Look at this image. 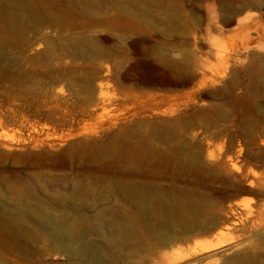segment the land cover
Segmentation results:
<instances>
[{
  "label": "rangeland",
  "instance_id": "rangeland-1",
  "mask_svg": "<svg viewBox=\"0 0 264 264\" xmlns=\"http://www.w3.org/2000/svg\"><path fill=\"white\" fill-rule=\"evenodd\" d=\"M92 1L99 7L84 12L68 0L38 27L21 18L18 31L3 36L0 264H79L63 248L59 224L116 264H264V0H151L156 13L147 19L111 16L112 8ZM161 16L178 17L174 34L147 28L149 17ZM191 17L197 24L187 23ZM242 18L257 21L250 36L259 35L244 50L235 25ZM148 71L162 86L144 81ZM156 89L172 95L160 110L181 116L158 123L198 154L196 162L158 142L167 155L147 158L133 136L155 118L133 117L132 109L142 91ZM116 154L131 174L115 175ZM141 180L149 203L173 214L151 217L153 238L116 183L134 188ZM217 237L224 243L199 250Z\"/></svg>",
  "mask_w": 264,
  "mask_h": 264
},
{
  "label": "bare ground",
  "instance_id": "bare-ground-1",
  "mask_svg": "<svg viewBox=\"0 0 264 264\" xmlns=\"http://www.w3.org/2000/svg\"><path fill=\"white\" fill-rule=\"evenodd\" d=\"M58 1H59V3L56 5V4H53V3H55V0H53V1H51V0H49V1H47V0H5V1L0 0V50H2L6 44V42L3 40V36L6 33V31H8V30L18 31L19 19L22 18L23 21H31L32 24L36 27L41 26L43 24L52 23L53 20L55 19V17L59 16L58 12H56L55 9L57 11H59L61 7L66 5L68 0H58ZM75 1L79 2L81 4V10L84 12L89 8H98L99 7V6H97L99 4H94V2L92 0H75ZM99 2L101 5H107L108 8H112L114 10V12L111 13V16H145L142 19H147L148 18L147 16H154V14L156 13L154 7H152V5H151V0H134L132 2H128L126 0H100ZM143 5L144 6L146 5V6L144 7ZM53 6L55 8L52 9ZM17 9H18V11L21 10L24 13V16H18L17 15ZM149 18L151 19V21H149L150 23L154 21L153 24L146 22V24H148V27H147V25H146V27L148 29L151 28L150 32H152L154 30L156 32V30L158 29L156 24H159L163 28V32L160 33L161 27L158 25L160 27V31L158 32V30H159L158 29L157 32L160 34L167 35V36L170 34L171 35L174 34L175 31H177L178 28L180 27V26L178 27V20L179 19L177 20L178 17H176V16H161L158 18L156 17L155 19L153 18L154 19L153 21H152V17H149ZM196 18H194V17L188 18L187 19L188 22L187 21L186 22L190 23V24H195L196 21H198ZM211 18H213V16L212 17L208 16V19H211ZM253 20L252 19H246V18L235 19V25L237 26L239 32H241V34H243V36L241 35L242 36L241 38H243L244 40L242 39L241 47H240L242 50H244V48L248 49L249 47H254L257 44V41L259 39V35L255 36V37L250 36V34H251L250 30H253V29L256 30L257 26H258L257 25L258 22L253 21ZM231 22H234V21H231ZM144 23H145V21H144ZM154 25L156 26V29L153 28ZM209 27H210V22L208 20L207 29H209ZM254 30H253V32H254ZM144 31H145V29H144ZM260 47H261V45H260ZM150 49H149V51H150L149 53L152 52L151 50L153 48L151 50ZM255 49H257V48H255ZM238 53H241V52H238ZM252 57H253V59H255L256 55H255V57L254 56H252ZM158 59L160 62L163 61V58L159 57ZM259 59H260V57L258 58V60ZM239 62H241V61L239 60ZM152 71H154V70H152ZM163 73L160 74V75H162V77H164ZM202 74L204 75L203 72H202ZM133 75L135 76V74H133ZM188 76H190V75H188ZM139 77L141 78L140 75H139ZM176 77H177V75H176ZM190 77H193V76H190ZM168 79H170V77L169 78L166 77L167 81H169ZM172 79H174V78H172ZM178 79H179V81L182 80L180 78H178ZM178 79H176V80H178ZM163 80H162V78L159 79V76L156 77V75L153 72L148 71L144 75V81H146L148 84L151 83L153 85L154 83H160V81H163ZM220 80L217 78H211L209 81H210V83L213 84L214 82H219ZM179 81H178V83H179ZM202 81H205V80L202 79ZM175 82H177V81H175ZM173 83H174V81H173ZM173 83H171V85ZM160 84L162 86V82ZM152 85H149V86H152ZM165 85H167V84L165 83ZM183 85H185V84H183ZM180 86L183 87L182 85H180ZM177 87H175V88H177ZM154 88H155V86H154ZM140 95L143 96V98H142L143 100L140 102L138 101L139 103H137V105L135 103V106L132 109V116L133 117H142V119H144L143 117H151V119L155 118V120H149V121L143 122V123H145V125H147V124L150 125V129H148L147 131H145L142 134H140L138 131L133 133V136L135 138H137L136 141L142 147L146 157L149 158L152 155L154 157H161V156L167 155V154L163 153L160 145L157 147L156 144L158 142V143H162V144H169L171 150L173 151L170 155L174 156V154H175L177 157L184 156V158L188 162H196V160L199 158L198 154L190 152L189 150L183 151V149L180 147V145L178 143V140H179L178 137H176L171 132H165L164 129L162 128V126L158 123L160 120L161 121L162 120H166V121L168 120L169 121V120L181 119V116H172L173 112H166L164 110H160V105L165 103L168 99H170L172 95L167 93V91H165L164 89L163 90L159 89L155 92L142 91ZM141 96H140V98H141ZM175 96H177V95H175ZM142 124L140 123V120H139V122H134L133 125L138 127ZM120 146H118V147H120ZM122 148H124V147H122ZM154 153H157V155H155ZM116 157H117V164L114 166L115 175H129V174H131L132 170H130V168H129L128 160L120 158L119 154H116ZM167 157H170V156H167ZM233 167L237 169L236 165H233ZM116 183H117L118 187H121V188L125 189L126 191L130 192V198L128 196H126L125 198L122 197V200H126V201H127V199H128V201L132 200L131 207L134 210L136 217L141 222V225L144 228L145 233L147 234V236L149 238L155 237L154 236L155 231L152 230L151 225H150L151 217L153 215L159 217L162 213H168V212H165V211L163 212L162 209H158L156 206H154V205L152 206L149 203V200H151L152 196L147 192L144 193L143 190H144V188L147 187L146 183L144 181L141 180L139 183H137V186L134 188H131V183H121L120 181H117ZM179 202L180 201H176V204H177L178 208L180 210H182V206L180 205ZM147 210H149L151 214H148ZM168 214H170L171 216L173 215L170 211ZM43 219L47 223L53 222L50 219V217H44ZM184 222L187 223L189 221L187 219H184ZM51 224H53V223H51ZM158 226L161 229L167 228V224H165V222H163L162 220H159V219H158ZM168 228H169V226H168ZM56 230H57V233L59 234V237L62 241L61 243H62L63 248L66 251H68L69 253L77 255L80 259L79 264H116V263H114V261H112L110 259L111 256L109 254V251L102 252V251L98 250L97 248H94L92 246V244L87 239H85V237L82 236V234H80L76 231H68V230L66 231L60 224L57 225ZM112 230L114 232L120 231V229H118V228H115V230H114V227L112 228ZM224 241L225 240H222L221 238L217 237L216 241H210L208 244L203 245L199 250L202 252L212 250V249L220 246L221 244H223ZM193 254L194 253H191V252L188 254H182L178 258H176L175 262L188 260L190 258H193ZM240 259H241L240 255H237L234 258V260H236V261L240 260Z\"/></svg>",
  "mask_w": 264,
  "mask_h": 264
}]
</instances>
